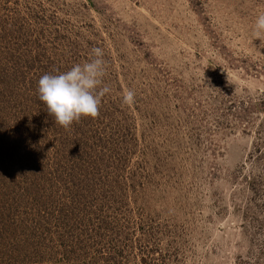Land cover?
<instances>
[{
	"label": "rangeland",
	"instance_id": "374dc122",
	"mask_svg": "<svg viewBox=\"0 0 264 264\" xmlns=\"http://www.w3.org/2000/svg\"><path fill=\"white\" fill-rule=\"evenodd\" d=\"M261 12L0 0V264H264ZM93 47L111 91L65 129L39 79Z\"/></svg>",
	"mask_w": 264,
	"mask_h": 264
},
{
	"label": "clouds",
	"instance_id": "9594fccd",
	"mask_svg": "<svg viewBox=\"0 0 264 264\" xmlns=\"http://www.w3.org/2000/svg\"><path fill=\"white\" fill-rule=\"evenodd\" d=\"M252 33L264 43V12L257 15ZM89 55L90 59L74 64L70 70L44 74L38 82V98L46 106L47 114L54 118L55 124L65 129L82 117L95 119L99 115L102 98L111 91L103 82L107 63L104 49L93 47ZM134 102L135 92L125 89L122 103L132 105Z\"/></svg>",
	"mask_w": 264,
	"mask_h": 264
}]
</instances>
